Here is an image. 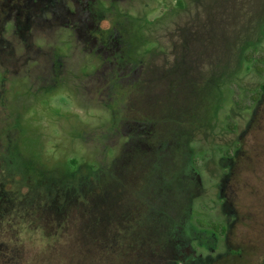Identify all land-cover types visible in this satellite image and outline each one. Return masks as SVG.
<instances>
[{
    "label": "rangeland",
    "instance_id": "obj_1",
    "mask_svg": "<svg viewBox=\"0 0 264 264\" xmlns=\"http://www.w3.org/2000/svg\"><path fill=\"white\" fill-rule=\"evenodd\" d=\"M100 1L0 0V264H264V0Z\"/></svg>",
    "mask_w": 264,
    "mask_h": 264
},
{
    "label": "flooded vegetation",
    "instance_id": "obj_2",
    "mask_svg": "<svg viewBox=\"0 0 264 264\" xmlns=\"http://www.w3.org/2000/svg\"><path fill=\"white\" fill-rule=\"evenodd\" d=\"M97 6L99 7V9L102 11L103 10V5L102 2L99 0V4H97ZM20 13V12H19Z\"/></svg>",
    "mask_w": 264,
    "mask_h": 264
},
{
    "label": "trees",
    "instance_id": "obj_3",
    "mask_svg": "<svg viewBox=\"0 0 264 264\" xmlns=\"http://www.w3.org/2000/svg\"><path fill=\"white\" fill-rule=\"evenodd\" d=\"M262 88L264 89V86Z\"/></svg>",
    "mask_w": 264,
    "mask_h": 264
}]
</instances>
